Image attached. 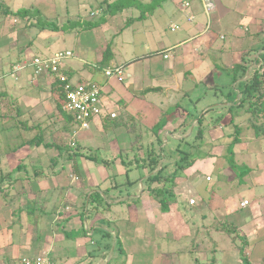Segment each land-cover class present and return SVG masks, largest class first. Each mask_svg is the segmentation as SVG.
<instances>
[{"label": "crops", "instance_id": "crops-1", "mask_svg": "<svg viewBox=\"0 0 264 264\" xmlns=\"http://www.w3.org/2000/svg\"><path fill=\"white\" fill-rule=\"evenodd\" d=\"M5 1L3 3L0 2V6H6L10 14L0 19V37L2 38L0 41V48H2L0 49V79L5 77L9 79H5L4 82L8 87V92L12 93L11 96L14 95L13 98L15 100L13 103L17 111L14 118L21 119L23 117V119H32L34 123L32 129H37L40 133L27 140L18 148H11L6 154H0V177L9 175L11 172L20 173L23 166L27 165L34 168L32 171L34 173L40 174L43 172L41 176L34 177L35 184L31 179L29 193H31V198L36 197L33 199L34 201L45 199V202L49 205L46 209L44 208L45 213L47 214L48 211L47 215H50L46 224L47 228H43L44 220L37 228L40 232L41 240L46 244L47 242L50 243V245L47 248L38 249V243L33 244L29 238L30 236L22 237L28 240H26L27 243L24 246L20 247L22 249L25 248V251L32 256H14L12 251L9 252V250H12V245L7 244L9 250L0 256V264H20L23 258H36L42 254H46L55 264H247L245 258L248 259V264H264V167L241 166L239 168L240 171L243 172V169L249 171L245 175L246 177H243L237 173V169L224 166L218 171V175L214 177L222 183L218 186L217 190L210 185L206 187L204 181H207V177L198 176V173H200L198 172L193 177V185L189 183L187 188V193L190 194L188 204L191 199H195L196 204L193 206L195 209L188 208L184 198L175 199L177 201L175 207L178 205L185 206L188 212L190 211V219L195 225L204 226L203 221L209 224L216 222L215 225L211 226L210 234L213 232L211 238L205 240L206 243L208 241L209 245L204 246L202 248L203 251L200 253L191 249L186 251L187 246L184 245V242L178 240L187 241V245L191 248V229L180 231L181 237H177L175 235L177 229L170 228L167 222L161 223L162 227L157 229L159 223H156L155 219H149L145 216L143 203L158 206L157 202L149 198V193L144 189V185L147 184L149 178L147 171H145L146 169H143L146 180L140 179L142 181L133 185V187H137L138 184V187H140L141 193L139 195L135 193L132 197L129 195L125 199L126 197H124L123 193L119 194L115 192L109 193L113 194V197L110 198L105 192H102L101 194L106 199V202H104L103 197L98 192L101 191L102 183L98 186L97 183L93 182L90 178L89 167H87L89 173L83 176V181L91 183L92 187L89 188L83 185L80 189L89 188L91 190L84 197L76 196L77 200L83 198V203L88 205L92 195L97 192L98 197L96 196L94 204L99 207L104 204H107L109 207L124 203L127 205L129 199H138L137 207L139 208V215L135 220H139L140 223L143 222L145 225L141 226V228L136 226V229L134 225L128 224L125 220L121 221L120 214L111 216L102 211L106 207L87 214L81 208L82 203H78L75 200L74 203L66 201L67 199H72L68 198L70 194L69 188L71 187H65L63 181L60 179V172L65 169H57L61 160L74 161L79 158V154L84 147L79 146L76 149L79 142L75 136H78L80 131L85 129H81L80 124L71 115L58 109L59 104L63 105L64 99L63 95L59 92L60 89L55 85L57 80L54 76H36L30 66L17 73L13 70L14 66L27 63L35 56L49 58L60 51H71L74 57L67 62L66 66V74L70 81L73 84H96L102 88L106 113L101 117L91 120L88 131L91 127H94V129L101 132L104 124L107 127L111 126L110 124L113 120H110L109 116L112 113L117 114L116 119L120 120V126H122L114 129L115 134L120 132V129L128 131L129 125L130 129H133L132 123L135 124L137 121L140 124L144 123L145 126L148 110H152L155 113L157 112V117L153 125H151L152 129L149 130L155 136L162 134L163 137L160 136V138L163 140L170 133L169 131H163L164 133L159 131V127L162 124V120L166 124V117H170L171 115L176 119L178 118V122L173 123L174 126L177 127L176 125L181 120L182 124L184 123L188 126L189 135L186 134V136L191 135L197 124V118L190 115L186 117L184 108L187 107L188 109L190 107V105L188 107L186 101L193 102L192 98L194 97H191V93L194 90L193 87L203 85L207 81L210 76L207 73L213 69L214 63L219 64L227 71H230L234 64L247 63L249 74L260 62H264V43H262V47H259L262 50L257 55L255 50V52H252L254 53L253 55H250L252 53H246L243 50L242 44L241 49L238 48V44L237 47L232 44L228 45L227 36L229 39L228 32L230 30H228L227 24L218 18V12L215 13L216 25L209 22L211 19L210 10L206 9L205 0H199L203 13L197 15L196 11L190 9L192 7L191 4L189 8H184L186 11L183 13L186 18L183 23L177 22L168 26L174 36L163 33V28L160 27L159 22L156 21L157 18H155V15L160 12L171 16L176 11L169 8L170 6L165 3L166 0H162V3L158 5L155 11L146 18L140 19L142 12H139L140 10L138 11V9L130 8L119 16H114L112 19L107 18L106 23L82 33L77 29L75 31V28H78L81 24H79L80 20H90L88 17H91L90 15H86L87 12L84 13L81 10L85 8L82 5L84 1L57 0L58 7H61L62 11L66 9V13H69L65 18L70 20H66V22L72 21V23L76 24L66 26V28L71 27L74 33L71 32L70 34L75 35L72 38L73 42L69 44L70 48L58 50V48L53 49V43L59 40L65 41L66 34L64 33V29L66 28L64 24L53 26L56 31L51 34L49 26L45 23L48 20V16L43 15L47 14L48 5H54L55 0H30L27 5L29 7H23V9L12 6L16 4L14 3L16 0ZM41 5L45 7L46 11H42L37 7ZM219 5V13L236 15V19L234 20L236 30L238 28L249 30L250 24L254 23L255 28L253 27V30L257 32L256 34H260L263 31L260 25L262 23L259 24L258 29L255 23L257 22L256 14L260 22L261 20L264 21V0H233L230 6L226 2L224 3V0H217V5L213 1L212 8H214V11H218ZM230 7L234 8L231 10L229 9ZM74 8L77 9L75 12L72 11ZM78 10L80 11L75 16ZM19 11H24V14L16 15ZM95 13L97 14L98 11L96 10ZM39 14L38 18L34 17V15ZM188 14L194 15L196 20L189 22L187 20ZM204 16H206V19H204ZM197 17H201V21ZM208 22L213 27L215 26L217 30V33L214 30V35H211L212 26L210 29H207ZM59 30H62V35H60ZM238 33L240 32L235 31L232 33L234 44L239 41L240 37L235 36ZM141 35L146 36L147 39L142 41ZM217 36L224 40V44H219L215 47L213 41L216 40L213 38ZM4 43L6 46L8 45L7 48L6 46L2 47ZM109 47L110 53L106 54L109 62L107 65H104V52ZM165 54H169L170 58L165 59ZM3 57L7 58L4 62ZM118 66L124 69V79L122 81L116 77L108 78L105 75V69ZM228 76L232 78L231 74H228ZM240 81H244V79L239 80L238 83ZM238 83H234V90L236 91H238ZM182 90L184 91L182 104L178 103L177 105L170 106L171 108L168 110L169 112L172 111V113L169 114L167 112L165 113L166 117H163L161 115L163 105L161 98L169 97V93L171 92ZM240 98L241 96L238 93L237 99ZM194 99L201 102V96ZM19 105L25 109L24 114ZM230 105V103H219L216 106L212 105V107L206 108L201 106L200 108H204V112H206L209 109H214V107L221 109ZM178 108L181 113L178 112ZM205 109L207 110L205 111ZM219 112L221 111H217L216 113ZM35 114H37L36 117ZM161 116L163 119L159 121ZM237 119H240V117H237ZM175 123L177 124L175 125ZM50 124L54 127L59 126L65 132L68 136L67 144L64 143L65 145L62 146L55 140L44 138L45 130ZM26 129L28 128H24V132H27ZM109 129L113 130L112 127ZM218 129H221L225 133L222 128ZM231 130L232 128L226 130L227 134H230ZM176 134L183 136L181 131L174 133L175 138ZM38 135L43 136L42 142L34 145L33 142ZM56 135L52 133L51 137L57 140ZM72 140L75 142L74 145H71ZM105 142H103L104 145H107ZM104 145L100 147L103 148ZM114 148L115 150L110 145V148H106V151L111 153L112 151L121 149V146L116 145ZM20 149H26L29 152L28 155L20 156ZM89 150L92 151V149ZM69 155L72 158H69ZM73 155H77V157L74 158ZM57 156V163H52V159ZM47 159L48 163L45 162ZM27 160H30L28 164L25 163ZM97 165L98 167L100 166V164ZM71 168L78 169V166H71ZM37 180L46 182L45 187L40 185L41 182ZM105 181L107 182V179L103 180V182ZM211 181L209 182L211 183ZM108 185L111 186L112 184ZM4 186L7 188V184ZM220 186L225 187V194L219 190ZM203 188L205 191H203ZM245 188L257 193L254 201L249 200V198H243L239 202L232 200L235 191L244 190ZM95 189L98 190L96 191ZM23 191L24 189H19L13 193L16 201H19V197L23 196ZM213 193L217 195L221 193L219 196H216V199L224 203H220L221 201L217 204L215 203L212 210L207 212L210 214L209 216L204 211L207 209L206 198H210L211 196L209 195H213ZM0 194V215L2 214L0 221L4 219L11 220L10 216L5 217V213L11 214L12 206L11 208L8 207L3 199H1L3 197L1 192ZM182 197L184 196L182 195ZM8 199L10 200V197ZM245 201L249 202V205L246 207L242 205ZM53 203L59 205L58 210L63 214L60 213L59 216L58 210L55 211V207L51 208V204ZM64 205H69L67 206L69 210H63ZM197 206L198 208H196ZM168 213L164 212V215ZM196 218H198L199 223H196ZM88 220L91 221V224L88 223ZM166 220H169V218L166 217ZM220 223H225L235 228V231H231L228 234L231 238L238 235L242 236L246 240L247 245H244V248L241 247L243 245L237 246V250L224 248L223 238L226 232L220 231L218 227ZM128 226H133L137 230L135 237L130 235ZM0 227H3L1 223ZM11 227L9 226V228ZM149 230L153 232H149ZM74 233L80 234L79 237L73 238ZM149 234L153 235L152 240L149 239L151 238ZM0 238L1 242L3 240L2 245L5 242L8 243V240H5L6 238L3 239L4 236H0ZM31 238L33 239V236ZM163 238H165L166 245L162 242ZM240 247L243 249L240 250ZM189 252L190 257H184L186 256L184 253ZM242 255L244 258H242Z\"/></svg>", "mask_w": 264, "mask_h": 264}, {"label": "rangeland", "instance_id": "rangeland-1", "mask_svg": "<svg viewBox=\"0 0 264 264\" xmlns=\"http://www.w3.org/2000/svg\"><path fill=\"white\" fill-rule=\"evenodd\" d=\"M84 1L82 2V5L85 6V8L81 9L85 12H87V16L90 15L92 17V15H94L92 18L93 19H98L101 15H102V9H108L110 8V6H113L112 2H115V0H109V2H111L109 4H107L106 0H81ZM145 3H149L151 0H144ZM208 0H205V3ZM212 2L214 1L217 5V0H211ZM232 1L233 0H224V3L226 2V4H228V6L232 5ZM0 2H6L5 0H0ZM30 0H16L14 3L15 8L18 9H23V7H29L27 6L29 4ZM160 2L162 3V0H160ZM160 3V4H161ZM166 4H168L170 7L174 10H176L174 13L171 14V16H169L168 14H165L164 12H160L158 14L155 15V18H157L156 21L159 22L160 27L163 28V33L169 35V36H174L169 29V25L170 24H175L177 22L179 23H183L185 20V14L183 13L185 11L184 7L182 6L185 3L189 4V7L192 4V7L190 8L192 11H196L197 15H199L200 13H203L202 9L200 8V4H199V0H188V1H184V0H166L165 2ZM5 4V3H4ZM51 6L48 5V9H47V14H43L45 16H48V20L47 22H45L48 26H49V32L52 34L55 30V28L53 26H61V24H64L66 22V20H70V19H66L65 17L67 16L66 13V9H63V11L61 10V7H58V2L57 0H55L54 5L50 4ZM206 5V4H205ZM39 9H41L42 11H46L44 6H37ZM83 7V6H82ZM219 9L218 11H214V8H209V14H210V22L213 23V25H216L215 23V13L218 12V18H220L222 21H224L227 26H228V30H230L228 32L229 34V39L227 36V40H228V45L232 44L233 46L237 47L238 44V48L241 49V44L243 47V50L246 51V53H252L254 50L256 51V55L260 54V51L262 49H260L259 47H262V43H264V21L259 20L258 15L256 14V19L257 22L255 23L256 28L258 29L259 26L261 25V29H263V31L261 32L262 35L260 36V34H256L257 32H255L253 30L254 27V23L250 24V28L249 30L244 29V28H238L237 30L235 29V22L234 20L236 19V15L234 14H228V13H219L220 10V5L218 6ZM168 8V7H167ZM234 7H230L229 9H233ZM12 9H14L12 7ZM77 9L74 8L72 9L73 12H75ZM96 10L98 11V13L96 14ZM166 10V9H165ZM0 19H3L4 16H6L7 14L9 15L10 13H8V10L6 8V6L1 5L0 6ZM80 10H78L75 13V16L78 15ZM139 11V10H138ZM141 12V10L139 11ZM13 13V12H12ZM90 13V14H89ZM120 13H118L119 16ZM39 15H34V17H39ZM108 19H112L113 17H109V14L106 15ZM131 16V15H130ZM191 16L188 14L187 18ZM194 16V15H193ZM91 17H88L91 19ZM87 18V19H88ZM201 18V17H200ZM199 17H197V19H199L201 21ZM74 19V18H73ZM86 19V18H84ZM204 19H206V16H204ZM90 20H86V21H90ZM187 22V20H186ZM188 23V22H187ZM187 23H185L186 25H188ZM262 23V24H260ZM68 25H74L75 23H67ZM80 24V23H79ZM260 24V25H259ZM76 25V24H75ZM212 26V24H210V27ZM82 27V24H80L78 26V28H75L78 31H80L81 33L83 32V30H80ZM69 28V29H67ZM66 29H64V33L66 34V38L65 41L59 40L58 42L53 43L54 47L53 49H57L58 50H65L70 48L69 44H71L73 42V37H75V35L70 34L71 32L74 33V31L71 29V27H67ZM255 28V27H254ZM173 29V28H172ZM252 29V30H250ZM91 30V29H90ZM215 26H212V31H211V35L215 34ZM37 31V29H36ZM60 31V35L62 30ZM87 31V30H85ZM177 31V30H176ZM235 31H239L240 33H238V35L236 34V37H240L239 41L236 42L235 44L233 43V38H232V33ZM217 33V30H216ZM178 34V33H177ZM175 34V35H177ZM142 36V41H145L147 39L146 36L141 35ZM216 41L214 42V46L217 47L219 44H224V40L222 38H220L219 36L213 38ZM2 40V38L0 37V41ZM1 45V42H0ZM6 44L4 43L2 47H5ZM8 46V45H7ZM6 46V48H7ZM214 47V48H215ZM230 47V46H229ZM5 48V49H6ZM2 49V48H0ZM254 51V52H255ZM254 53L250 54L253 55ZM7 58L3 57V62L6 61ZM264 62H260L259 65L256 66V68H259L261 66V64H263ZM255 70V68L253 70L250 71V73L247 75L246 77H244V81H246L247 79L250 78V76L253 74V71ZM210 74V76L208 77L207 81H205V83L203 85H200L198 87H193V92L191 93V97L197 98L198 96H201V102H199V107H209L212 105H219V103H223V104H227L228 99L223 97L226 96L231 90H234L235 86L234 84H232V78L230 76H228V71L223 69L222 66H220L219 64H215L213 65V69L208 73L207 75ZM9 80L8 77L5 78H1L0 79V154H6L8 152V150H10L11 148H18L19 146H21L23 143H25L27 140L33 138L36 134H39L40 131L37 129H32V127L34 126L33 120L30 119H23V117H21V119H17L14 118V116L16 115L17 111L15 109V105L13 103V101L15 100L13 98L12 93L8 92V87L7 85H5L4 80ZM239 81V80H238ZM238 81H236L235 83L237 84ZM220 92H222V95L219 94ZM183 94L184 91H174L169 93V97L167 96L166 98H161V100H163V105H162V116L166 117L165 113L169 112V108H171L170 106H174L177 105L178 103H181L183 100ZM193 99V101H195L196 99ZM222 99H226V100H222ZM186 101V100H185ZM166 102V103H165ZM184 103V102H183ZM186 103L191 106L193 104V102L191 101H186ZM182 104V103H181ZM208 106H207V105ZM23 114L25 113V109H23V106L19 105ZM238 106V105H235ZM216 108V107H214ZM207 109H205L206 111ZM236 110V109H235ZM223 111V110H220ZM178 112H180L179 108H178ZM172 113L169 112V114ZM181 113V112H180ZM157 112L155 113V111L152 110H148V114H147V118L145 120L146 125L144 126V123L140 124L138 121L134 123H132V125L134 126V131L133 129H130V125L128 126V131H125V129H123V131L120 129V132L115 134V130H110L109 128H111V126L107 127L106 124H104V127L102 128V131L99 132L96 129H94V127L88 131V130H83L80 131V134L78 136H75V138L78 140L79 145L77 144L76 149L79 148V146L84 147L83 149L85 150H81L80 152V156L79 158L73 160H61L60 164L58 165L57 169H65L63 171H61V180L63 181V185L65 187H71L70 189V194L68 198H72V199H67L66 201L69 202H73L78 201V203H82V210L84 212H87L88 209V205L84 204V199L82 198L81 200H77L76 196H81L84 197L88 192H90L92 185L91 183L86 182L85 180L83 181V176L84 175H88V168L89 167V171H90V178L93 180L94 183H97L98 186H100L99 184L102 183L101 186V191H98L100 194L102 192H105L106 195L110 198L113 197V194H109V193H123L124 197H126L125 199H127L130 195V197H132L133 195H135V193H137V195H139L141 193V189L140 187H133V185H135V183H138L143 179L146 180V176L143 174L144 170L147 171L148 173V169L147 168H143L140 167L141 163L143 164L142 158L146 156V147L149 146L150 144L154 143L157 141L155 134L149 130L152 129L151 125H153L156 117H157ZM26 115V114H25ZM159 115V114H158ZM245 115V114H244ZM243 117H240V119H236V122L238 124H241L243 126V130L241 132L240 135V140L241 142H239L235 147H234V154H235V160L237 161L238 165L240 166H245V167H264V139H259L257 137H255L253 130L246 125V122L249 119V115H245ZM37 116V114H35V117ZM162 116L159 118V121H161L163 118ZM168 116V115H167ZM27 119V120H26ZM174 119V120H173ZM20 120V121H19ZM26 120V121H24ZM29 120V121H28ZM167 122L166 124H169L168 127L166 126L164 120H162V124H160V130L161 132H163L164 130L168 131L171 130L172 128H175L174 126V122H178V118H174L173 115H171L170 117H166ZM26 124V125H24ZM177 123H175L176 125ZM179 124H182V121L180 120V122L176 125L177 127L179 126ZM47 125V124H46ZM150 126V127H149ZM122 127V126H120ZM123 127H125L123 125ZM146 127V128H145ZM24 128H28L26 129L27 132H24ZM79 128V127H78ZM218 128H222L221 126H215L212 127L210 135H211V139L214 140H222V143L224 144L223 149L219 152V156L218 157H214V158H209V160L205 161V160H200L198 161L194 167L190 170H188L185 174H182V176H186V178H184L183 180L179 181V185L178 187L175 189V198L179 199H185L188 208L191 209H195V207H190L188 205V199L190 197V194L187 193V188L189 186V183L192 184L193 183V177L197 175L198 172V176H204V177H208L211 176L212 181L211 183L209 181H204V184L206 187H208L209 185L214 187L215 190H217L218 186L221 183L220 180L215 179L214 177L216 175H218V171L220 169H222V167L226 166L225 160L222 159V155L226 153V151H228L229 149V144L232 141V138L226 137L224 138V134L225 133ZM168 129V130H167ZM235 128H233L230 132V134H233ZM224 130V129H223ZM133 131V133H132ZM184 131V130H182ZM181 131V132H182ZM58 132V134H57ZM160 132V133H161ZM52 133H54L57 137L56 139H53L51 137ZM164 133V132H163ZM186 134H188V130L186 131ZM161 137L162 134L160 135ZM179 134H176V138H179ZM105 137V138H104ZM168 137V136H167ZM167 137L165 136V142H164V146L167 144L166 140ZM44 138H47V140H55L59 145H65L67 144V139L68 136L65 134V132L59 128V126H53L52 124L48 125L45 133H44ZM102 138V139H101ZM106 139V140H105ZM106 141V142H105ZM137 141H141L144 142L145 144H143L145 146V148L141 147V143H138ZM171 141V140H170ZM105 142L107 145H104ZM65 143V144H64ZM74 140H72V144L74 145ZM166 143V144H165ZM212 143V142H211ZM213 144V143H212ZM104 145L103 148H101L100 146ZM109 145V146H108ZM113 147V149L115 150L114 146H121V149L116 150V151H112L111 153H108L106 151V148H110ZM175 143H171L170 146H174ZM99 146V147H98ZM126 147V149H125ZM160 147H162V145H160ZM227 147V148H226ZM158 148V146H157ZM89 149H92V151H90ZM20 156H24V155H28V151L26 149H20ZM18 154V155H19ZM93 154L94 160L88 158L87 156H91ZM30 155V154H29ZM35 160V158H34ZM30 160L25 161V163H29ZM46 163H48V159L45 161ZM97 164H100V166L98 167ZM78 166V169H73L71 168V166ZM103 166V167H102ZM140 167V168H139ZM33 167L32 166H23L22 168V172L18 173V172H11L9 173V179L6 181L5 177L2 176V178L0 177V185L3 186L5 189L4 190V197H2L1 199H3V201L7 204L8 207L11 208L12 206V211L11 214H7L5 213V217L10 216L11 220H3L0 221V223L2 224L3 227H0V236H4L3 239L8 240V243L5 242L4 245H2V242L0 244V256L4 255L7 251L9 250V246L7 244H11L12 245V250H9V252L12 251V254L14 256H19V255H24V256H32L31 254H28V252L25 251V248H21L20 246H24L26 242V240L28 239H23L22 237H28L31 239L32 243H38V249H44L47 248L50 243L47 242L44 243L41 238H40V232L38 230V225L42 224L43 220V228H47V221L48 218L50 217V215L45 213V209L49 206L47 202H45V199L43 200H33L35 198H31V193H29V183L31 182V179L33 181V183L35 184V180L34 177H39L43 174V172H41L40 174L38 173H34L33 171ZM171 171L174 170V168H170ZM200 170V171H199ZM46 174V173H45ZM44 174V175H45ZM196 174V175H195ZM27 175V176H26ZM149 177L151 176L148 173ZM147 175V177H148ZM143 176V178H142ZM145 176V177H144ZM87 177V176H86ZM108 177V178H107ZM82 178V181H81ZM104 179H107V182H103ZM112 179V181H111ZM205 180V179H204ZM213 180H215L213 182ZM40 181L43 187H45V183L43 180H37ZM36 181V182H37ZM88 181L90 182V179L88 178ZM132 181V183H130ZM136 181V182H135ZM83 182V184H82ZM114 182V184H113ZM88 183V185H87ZM112 184L111 186H109L108 184ZM186 183V184H185ZM5 184H7V188L4 186ZM83 185H85L86 187L89 188H85V189H80ZM193 185V184H192ZM8 186H10V188H8ZM79 186V187H78ZM182 186V188H181ZM33 187V186H32ZM109 187V188H108ZM108 188V189H107ZM224 186H220L219 190L221 191V193L223 192L224 194L226 193ZM19 189H24L23 191V196L19 197L20 200L16 201V197L13 196V193H15L16 191H18ZM68 189V190H69ZM144 189H146V185H144ZM96 191L98 189H95ZM203 191H205V189L203 188ZM221 193L215 194L213 193V195H209L211 196L210 198H206V205H207V209L204 210L206 215H209L207 212H210L212 210V208L214 207L215 203H219L221 200H217L216 196H219ZM81 194V195H80ZM96 196L98 197V193L95 192ZM233 198L232 200H234L235 202H239L240 200H242L243 198H249V200L254 201V197L255 195H257V193H255V191H250L247 190L246 188L244 190H237L235 191V193H233ZM182 195L184 197H182ZM3 196V195H2ZM101 196L103 197L104 202H106V199L104 198V196L101 194ZM1 197V194H0ZM10 197V200L8 199ZM97 197H94L97 198ZM100 198V196H99ZM174 198V199H175ZM215 198V199H214ZM55 200V198H53ZM210 200V201H208ZM226 201V200H224ZM135 202V204L130 205L127 204H120V205H112V206H108L107 204L101 205L99 208H105L102 211H105L106 214H110L111 216H115L116 214L119 215L121 217V221H126L128 224L134 225L135 228L136 226L141 228V226L145 225L143 222H139V220H135L136 217H138L139 215V208L137 207V203L139 202L138 199H129V203ZM220 203H224L223 201H221ZM11 204V205H10ZM145 210H144V214L145 216H147L149 219H155L156 223H159L157 229H160L162 226L160 225L161 223L167 222V224L170 226V228L172 227V229H177L175 232V235L177 237H181L180 236V231H184L188 229H194L195 228V224L192 222L191 215L188 212V209H186L185 206L183 205H178L177 207H173L170 204V209L173 210L169 212L167 215H164V212L162 211V208L160 205L158 206H154L149 205L148 203H143ZM69 205H64V209L63 210H69V208L67 207ZM87 206V207H86ZM55 207V211L58 210L59 205H57L56 203L51 204V208ZM71 207V206H70ZM45 208V209H44ZM73 208V207H72ZM71 208V209H72ZM90 209H92V205H90L89 207ZM198 208V206L196 207ZM59 216L61 211L58 210ZM63 214V213H61ZM2 216V214L0 215ZM90 216V215H89ZM4 217V216H3ZM166 217L169 218V220H166ZM9 219V218H8ZM169 221V222H168ZM188 221H189V225H188ZM201 222V221H200ZM88 223L91 224V221L88 220ZM186 225H185V224ZM196 223H199L198 218H196ZM203 224L205 225L204 221ZM12 225V227H11ZM9 226L11 228H9ZM191 228H190V227ZM25 227V228H22ZM5 228V229H4ZM129 230H130V235L132 236H136L137 235V228L135 229L133 226H128ZM166 228V227H164ZM212 228V227H211ZM210 228V229H211ZM8 231V232H7ZM7 232V233H6ZM149 232H153L151 230H149ZM213 233V232H212ZM210 234V238L211 235ZM80 234L78 233H74L73 238L79 237ZM151 236V238L149 239H153V235L149 234ZM31 236H33V239L31 238ZM196 235H193V238H195ZM238 237V238H237ZM237 237L231 238V236L228 233L224 234V238H223V242H224V248L228 249V250H237V246H241L244 248V245H247L246 240L238 235ZM2 238V237H1ZM0 238V239H1ZM4 240V241H5ZM182 242H184V245H186V249L189 251L191 248H189V245H187V241H184L182 239H178ZM73 241V240H72ZM192 241V239L190 240V242ZM162 242L165 244V238L162 239ZM181 242V243H182ZM189 242V241H188ZM198 242V248L200 249L201 247H203L204 242L201 239L196 238V241ZM166 245V244H165ZM179 245V244H177ZM209 243L207 241L206 246H208ZM194 249V248H193ZM3 253V254H2ZM10 254V253H9ZM186 256L184 257H190V252L189 253H184ZM246 260V259H245ZM248 260V259H247ZM247 263V262H246ZM248 264V263H247Z\"/></svg>", "mask_w": 264, "mask_h": 264}, {"label": "trees", "instance_id": "trees-1", "mask_svg": "<svg viewBox=\"0 0 264 264\" xmlns=\"http://www.w3.org/2000/svg\"><path fill=\"white\" fill-rule=\"evenodd\" d=\"M106 2L107 4L111 5L109 0H106ZM160 3V0H151L149 3H145L144 0H115V2H112L113 6H110L108 9H102L103 13L98 19L92 18L90 21L80 20L79 23L82 24L80 30L85 31L94 29L100 24L107 22V14H109V17H114L118 15V13L121 14L130 8L141 10L142 16L140 19L146 18L155 11ZM23 14L24 11H19L16 13V15ZM69 22L72 23V21H67L64 23L65 28L68 26L67 23ZM108 53H110V47L104 52V65H107L109 62V59L106 58V54ZM30 61L31 60H29V62ZM29 62H27V64H29ZM248 68L249 66L247 63L234 64L232 69L228 71V74L232 75V84L246 77ZM55 78L58 79L57 76H55ZM55 85H57L59 88V81H57ZM237 88L238 91L231 90L226 96L223 95V97L228 99L227 102L231 104L228 107L221 109H209L208 111L204 112V108L199 107V101H193V104L188 109L187 107L184 108L186 111V117L190 115L197 118V124L190 136L185 137L188 126L183 123L178 127L172 128L171 130L167 129L170 134L167 137V144L165 146V140H161L160 135H158L156 136L157 141L146 147V156L140 160L143 162V164L141 163L140 167L147 168L148 173L151 175L147 180L145 190L149 193V198L153 199V201L157 202V204L161 206L163 212L168 213L173 211L170 209V204L172 206L174 205L173 207H175L177 202L175 200V189L178 187L179 181L183 180L184 178L187 179V177H183L182 174H185L188 170L192 169L194 165L200 160L208 161L209 158L219 156V152L223 149L224 144L222 143L221 139L218 141H213L211 139L210 132L212 127L221 126L224 131L228 130L229 128H235L233 134H227L226 131L223 136L224 138H232V141L227 144L229 145V149L221 157L223 160H225L226 166H229L235 170L237 169V173L241 174L243 177H246L245 175L249 173L247 169H243V172L240 171L239 168H241V166L238 165L234 158V147L239 142H241L239 137L243 130V126L238 124L236 119L237 117H242L244 114L249 115L246 125L253 130L255 137L264 139V63L261 64L259 68H255L253 74L248 80L240 81L237 85ZM59 92L61 93V90ZM238 93L241 96L240 99H237ZM58 109L63 111V105L59 104ZM220 110L223 111L216 113ZM110 120H113L110 124L113 129L118 128L121 125L119 119L110 118ZM166 126L168 127V124H166ZM178 131H182L183 138L174 137V133ZM42 137V135H38L33 142L34 145L41 143ZM137 142L141 143V141ZM142 143L145 144L144 142ZM171 143H175V145L170 146ZM143 144L141 147L145 148ZM160 145H162V147H160ZM73 157L75 158L77 155H73ZM87 157L94 159L93 155ZM57 158L58 156L54 157L52 159V163H57ZM69 158H72V156L69 155ZM172 167L174 168L173 171L170 170ZM8 176L9 175L4 176L6 181L9 179ZM130 183H132V181ZM4 190L5 189H3V186L0 185V192L2 193L3 197L5 196L3 193ZM94 197H96V194L92 195L88 203L89 207L92 205V209L88 207L87 214L99 211V206L94 204ZM127 204L133 205L135 202ZM188 205L190 206V204ZM215 223L216 222L211 224L205 223L204 226L195 225V228L191 229L192 241L190 243L192 251L196 250L197 253L203 251L202 248L206 246V242H204L203 247L199 249V243L195 242L196 238L201 239L202 241L209 239L211 232L210 228L211 226L215 225ZM218 227L220 228V231H225L226 233L235 231V228H232L225 223H220ZM193 235H196L195 238H193ZM239 249L242 250L243 248L240 247ZM242 258H244L243 255ZM245 262L248 263V260L246 259Z\"/></svg>", "mask_w": 264, "mask_h": 264}, {"label": "built area", "instance_id": "built-area-1", "mask_svg": "<svg viewBox=\"0 0 264 264\" xmlns=\"http://www.w3.org/2000/svg\"><path fill=\"white\" fill-rule=\"evenodd\" d=\"M206 9L213 7L211 0L206 1ZM184 8H189V4L185 3ZM186 11V10H185ZM189 22H194L196 17L191 15L187 18ZM210 22V21H209ZM208 22L207 29H210ZM207 31V30H206ZM74 57L71 51H60L55 53L52 57L41 58L35 56L31 59L29 64L14 66L15 73L24 70L30 66L36 76H57L59 81V88L63 95V111L71 115L74 120L80 124L81 129L88 130L89 123L94 118L103 116L106 113L105 103L102 95V88L99 85L91 83L73 84L66 74L67 62ZM165 59H169L170 55L165 54ZM105 75L108 78L116 77L120 81L124 79V69L121 66L105 69ZM111 118H117L116 113L110 115ZM211 177H207V181H211ZM190 206L196 204L195 199L189 201ZM244 207L249 205L248 201L242 204ZM20 264H55L54 261L46 254H42L36 258H23Z\"/></svg>", "mask_w": 264, "mask_h": 264}, {"label": "water", "instance_id": "water-1", "mask_svg": "<svg viewBox=\"0 0 264 264\" xmlns=\"http://www.w3.org/2000/svg\"><path fill=\"white\" fill-rule=\"evenodd\" d=\"M193 127H194V126H193ZM192 129H193V128H192ZM179 137H180V138H183L182 136H179ZM185 137H187V136H185ZM166 143H167V140H166ZM166 143H165V144H166Z\"/></svg>", "mask_w": 264, "mask_h": 264}, {"label": "clouds", "instance_id": "clouds-1", "mask_svg": "<svg viewBox=\"0 0 264 264\" xmlns=\"http://www.w3.org/2000/svg\"><path fill=\"white\" fill-rule=\"evenodd\" d=\"M110 117V116H109ZM111 118V117H110ZM111 119H113V118H111ZM114 119H116V118H114ZM210 177V176H209Z\"/></svg>", "mask_w": 264, "mask_h": 264}]
</instances>
